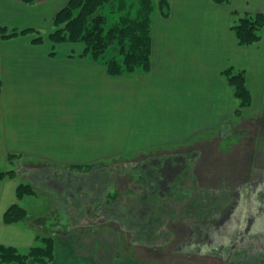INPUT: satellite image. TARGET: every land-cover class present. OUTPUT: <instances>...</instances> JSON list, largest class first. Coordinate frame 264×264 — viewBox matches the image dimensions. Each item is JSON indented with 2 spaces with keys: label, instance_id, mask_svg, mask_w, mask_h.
<instances>
[{
  "label": "crops",
  "instance_id": "obj_1",
  "mask_svg": "<svg viewBox=\"0 0 264 264\" xmlns=\"http://www.w3.org/2000/svg\"><path fill=\"white\" fill-rule=\"evenodd\" d=\"M168 1L170 13L167 17H162L157 8L152 14L151 64L147 72L138 70L110 76L104 65L81 55L84 49L81 43L63 42L79 44L77 55L71 53L72 49L67 55L52 53V49L48 50L51 44L61 43L50 42L46 34L41 43H33L31 33H18L6 38L0 36V170L7 168L6 156L9 153L20 155V162L31 155L54 159L56 155H43L42 145L85 143L81 134L84 131H76L67 123L84 128L85 120H81L79 115L81 110H89L85 97L89 103L91 73L105 82L113 78L120 87L125 83L129 87L133 85L136 89L131 92V97L135 101H138V96L150 94V112L156 110V104L164 99L169 107L166 108L168 117L173 111L179 114V118L186 116L187 122L200 124L191 127L190 134L203 132L209 127L216 128L220 124V114L233 115L238 109V100L222 75L223 69L232 67L235 71H243L255 99L253 81L254 85L260 84L261 73L264 72V29L256 43L241 46L231 26L245 13L264 12V0H229L226 4H216L211 0ZM67 2L35 0L32 4H25L21 0H0V26L45 29L48 32L52 17ZM60 77L64 81L70 77L68 83L61 79L62 85L76 88L80 97L82 95V103L79 100L66 106L53 96L45 101L40 97L43 93L50 96V89L59 86ZM152 116L150 113V123L153 124ZM103 156L100 154L83 160L104 159ZM61 157L59 160L69 165L78 164L72 161H80ZM21 181L19 171L14 177L0 180V244L25 252L40 243L38 234L49 232L55 242L54 259L48 264H142L134 246L129 247L130 254L119 253L113 239L121 241L123 238L120 235L118 239L106 237L111 232H74V225L70 226L71 230L43 231V214H26L21 221L4 223L6 209L14 203L25 208L24 201L30 197L17 198L16 188ZM90 228L96 229L94 226ZM145 262L186 264L150 259ZM27 264L37 263L28 260Z\"/></svg>",
  "mask_w": 264,
  "mask_h": 264
},
{
  "label": "rangeland",
  "instance_id": "obj_2",
  "mask_svg": "<svg viewBox=\"0 0 264 264\" xmlns=\"http://www.w3.org/2000/svg\"><path fill=\"white\" fill-rule=\"evenodd\" d=\"M54 29L51 23L48 32L45 29L39 31L35 28L37 31L29 33L32 38L39 34L43 37L46 34L47 37ZM51 45L50 48L49 46L45 47L49 48L48 50L52 49V53L54 51L57 55H67L71 49L73 51L71 53L77 55L79 50V44L76 43ZM110 47L115 54L114 43ZM94 75L91 73L89 103L88 97H85V105H89V110H81L79 115L81 120H85L84 128L67 123L70 127L76 128V131H84L81 134L85 137L83 139L85 143L42 145L43 155H56L57 158L45 159L31 155L26 160L21 159L20 164H16L18 168L16 165L7 163L6 169L16 168V173L19 171V177L22 179L20 183L31 182L36 190V195L30 196L24 201L28 216L43 214V231L71 230L73 228L70 229V226L74 225L76 226L74 232L94 231L107 234L111 232L110 235H106L108 238L120 235L124 238L121 240L124 248H126V243L136 247L142 264H145L148 259L163 263L178 261L186 264H225L226 262H228L227 264H238V262L240 264H259L264 259V216L255 224L251 223L253 227L250 238L251 247L247 239L237 238L241 237L243 223L236 224V232L232 233L230 223L224 222L219 234H217L218 231L214 233L211 230L209 231L210 238L200 240L195 225L192 224L196 223L194 218L186 219L185 217L184 219L182 217L176 220L174 217H177V213L183 214L184 206L189 203L190 197L201 193L215 196V203H224V200H228V196L233 193L237 194V200L240 199V201L235 206V214L241 213L244 208L251 213L260 203L258 198L259 195H262L260 190H252L250 192L251 200L244 202L247 193L243 184L259 181L258 175L256 176L255 173H264V127L257 128L250 124L251 120L254 121L264 113V72L261 73V78L258 76L260 84L254 85L255 81H253L252 90L256 97L252 98V102L254 103L255 100L256 102L242 110L243 118L236 114H220V124L216 128L209 127L203 132L195 134H190L192 131L189 130L200 124L187 122L185 121L186 116L183 117V120L181 117L179 118L177 112L173 111L168 117L164 99L160 100L162 103L156 104V110L150 112V94L138 96V101H135L131 97V92L135 88L133 85L129 87V84L125 83L124 87H120L113 78H109L107 84L102 79H96ZM61 79L64 81V78L60 77L59 86H53L52 90L50 89V96L43 93V96L40 95V97L45 101L53 96L58 100V103L66 106L73 105L79 100L82 103L80 92L72 86L62 85ZM69 79L70 77H66L64 82L68 83ZM150 113L153 115V124L150 123ZM75 114L78 115V112ZM100 154L105 158L83 160ZM61 156L71 160H80L72 161L78 164L97 162L99 167L88 173L86 170L71 169L69 163H62L59 160L62 158ZM157 160L164 163V182L162 183L164 188L159 183V177L156 176L154 169ZM144 162H148L147 169L152 172L156 182V184L152 182L155 186L152 191L166 190L164 195L160 194L161 199L157 198L153 202L149 198L151 191L146 189V191L140 192L133 189L136 188L134 186L128 187L130 181L126 180L124 176L116 181L120 189L124 188L119 191V195L123 198L117 200L127 209L126 205L133 199L130 210L134 217L138 211L134 209L140 206L143 208L145 204L148 208L153 203L161 205L164 202L162 218L155 222L154 234L150 236L149 241L142 239L145 236L147 238L145 233L141 237L136 236L135 229L132 228L133 225L129 224L130 220L128 219L130 218L124 216L118 218L122 211L120 205L115 208L117 213L111 218L102 208L94 210V215L86 211L87 208L95 205V201L101 205L103 203L101 201L107 198L108 192L113 190L111 187L104 188L102 186L106 179L108 181L109 173L113 176L114 173L121 172V167L126 169L127 167L140 166ZM122 163L125 165L122 166ZM183 165H186L187 174L181 180L180 185L182 186L179 187V192L174 189L175 187H172L169 191L174 189L175 192H172L171 198H167L165 195L169 191L166 187L172 181L171 179L175 178L176 174L182 170ZM261 179L262 177H260V181ZM157 187L160 189L158 190ZM150 196L152 197V195ZM180 196H183L182 200L177 198ZM73 201L84 205L79 213H76V208L71 206ZM211 201L213 202L214 199ZM223 205L227 209V201ZM171 210L176 211L172 218L167 214ZM148 211L150 212V208ZM91 226L96 229L90 228ZM238 231H240L239 235ZM224 237H228L227 240ZM228 240L230 246L234 241L235 247H247L245 252L248 253L250 259L246 262V260L241 261L234 258L233 252H229V247L225 244ZM113 241L116 242L115 239ZM197 241L200 246L195 243ZM191 242L194 243L190 246ZM222 243L226 249L221 248ZM179 247H182L183 251ZM205 247L210 249L204 251ZM148 251H150V256H148ZM252 254L254 255L252 256ZM262 264L264 263L262 262Z\"/></svg>",
  "mask_w": 264,
  "mask_h": 264
},
{
  "label": "trees",
  "instance_id": "obj_3",
  "mask_svg": "<svg viewBox=\"0 0 264 264\" xmlns=\"http://www.w3.org/2000/svg\"><path fill=\"white\" fill-rule=\"evenodd\" d=\"M21 1L25 4H32L35 0ZM211 1L216 4H226L229 2V0ZM156 8L162 17H167L170 13L168 0H68V2L52 17L51 23L55 29L51 31L47 37L52 43L78 42L83 44L84 49L81 55H87L92 60L104 65L110 76L129 74L138 70L147 72L151 64V21L152 14ZM231 28L239 45L248 46L254 44L260 39V31L264 29V13H245L238 17L236 23L233 24ZM32 31L37 30L32 28L16 29L0 26V36L2 38ZM31 41L33 43H41L43 41V36L39 34L37 37L32 38ZM113 43L115 54L110 47ZM222 75L234 90V94L238 100V109L234 114L240 116L242 110L249 107L252 102V95L246 84L245 73L243 71H235L232 67H228L222 70ZM19 158L20 155L9 153L6 156V161L10 165H16L20 162ZM156 164L157 165L154 166L156 176L161 179L163 178L164 163L157 160ZM124 165L125 163H122V166ZM69 167L75 170H86L88 173L92 169H97L99 165L96 162L89 164H71ZM147 167L148 162H144L143 166L127 167L126 169H124L125 167H121V176L117 179H122L124 176L126 180H129L130 177L137 179L139 187L133 189L140 192L146 191V189L149 192L151 191L152 193L150 195H152V197L149 195V198L155 202L154 200L157 198L161 199L159 195L161 193L164 195L166 190L157 192L152 191L155 187L152 182L155 184L156 182L153 179L152 172L149 171ZM15 175L16 168L0 170V180L11 178ZM111 175L109 173L107 177L111 178ZM179 177L180 175L176 177L174 182H170V184H181ZM110 182L111 181L108 180L107 184H110ZM159 183L162 186L163 182ZM150 184L153 185L152 188H150ZM180 184L179 187L182 186ZM107 187L112 188V186ZM179 187L175 188L177 192H179ZM130 188L132 187L130 186ZM112 189V191L108 192L107 198L101 201L103 202L101 205L95 201V205L87 208L86 211L94 215L95 209L102 208L107 216L111 218L112 215H116L117 212L115 208H118L120 205L122 206V211H120L121 215L118 218H122L123 216L130 218L128 219L130 220L129 224H131V226L133 225L132 228L135 229V233H138L140 237L145 234L147 237L152 235L153 228L156 224L155 222L162 218L164 202L161 205H155V203L151 204V207H148L150 208V212L148 211L147 204H145L143 208L140 206L141 208L138 207L134 209L138 210L136 212V217H134L130 210L133 199L126 205L127 209H125V207H123L124 205L117 200L123 198V196L121 197L119 195V191L124 190V188L114 189L113 187ZM157 189L159 190L160 188L157 187ZM175 190H168L169 192L168 194L166 193L165 196L171 198V194L175 192ZM28 195H36L34 186L31 182L20 183L16 188L17 198L20 199ZM177 198L182 200L183 196ZM173 199L175 198L173 197ZM211 199H214V201L212 202ZM226 201L227 200H224V203H215V196H210L209 193L197 194L196 196L190 197L189 203L184 206L185 210L183 214L177 213V218L181 219L183 217L185 219L186 217L187 219L191 217L195 220L201 219L203 220L202 227H211L214 219L205 221L204 217H216L219 211H226L223 205ZM71 206L76 208V213H79L84 208V205L78 203V201L72 202ZM173 213H176V211L171 210L167 214L172 218ZM26 214L27 210L24 207L14 203L4 212L3 221L6 224L15 223L23 220ZM145 214H147L146 218ZM37 236L40 243L30 247L25 252H19L13 246L0 244V264H27L28 260H33L37 264H48L52 262L54 259L55 242L53 234L44 232L42 235L38 234ZM143 239H147L146 236ZM233 255L234 258H238V260L241 261L246 260L247 262V260L250 259V256L239 248L235 249ZM253 255L254 254H252V256ZM227 263L228 262L225 264ZM238 264L240 263L238 262Z\"/></svg>",
  "mask_w": 264,
  "mask_h": 264
},
{
  "label": "flooded vegetation",
  "instance_id": "obj_4",
  "mask_svg": "<svg viewBox=\"0 0 264 264\" xmlns=\"http://www.w3.org/2000/svg\"><path fill=\"white\" fill-rule=\"evenodd\" d=\"M239 117L240 118L241 117L243 118V116H241V115ZM250 124L251 125H254V127H257V128L264 127V113L262 115L258 116L257 118H255L254 121L251 120ZM259 126H261V127H259ZM142 165H144V163ZM185 166L186 165H183L182 166L183 167L182 170H180V172L176 174L175 178L171 179L172 180L171 182H174V180L176 179V177L178 175H180L179 181L181 182V179L184 177V175L187 172V170L185 169ZM133 169H135V168H133ZM162 174H163V178L159 179V182H164V170H163V173ZM255 174H256V176L258 175L257 176V179L259 181H256L255 180V181H251V182H248V183L245 182L243 184L244 185L243 187L245 188V190H246L245 192L247 193V197L245 198L244 202L245 201L246 202H249L251 200L252 196H251L250 192L252 190H257V191L260 190V194H262V195H259V197H258L259 200H260V203H258V206L256 207V209H254L253 212L249 213V211L245 210V208H244V211H241V213L239 212V214H235L234 213V209H235V206L238 205L240 199L237 200L238 195L235 194V193H233L232 194L233 196L232 195L231 196H228V200H227L228 207H227L226 211H224V212H220L219 211V214L216 217H213V216H212V218L209 217V216H205L204 217L205 221H208L209 219H212V220L214 219L211 227H206V226L205 227H202L203 220H201V219L200 220H195L196 223L194 225H195V229L197 230L196 232H197L198 239L202 240V239L210 238L209 237V231H211V230H213L214 233H217V231H218L217 234H219V231L221 230V227H222V225H223L224 222H229L230 223V227L232 226V233L236 232L235 231L236 230V228H235V225L236 224H240L241 225L243 223L241 237H237V238L238 239H241V240L247 239L249 246L251 245L250 244V241H251L250 238H251L252 229H253V227L251 226V223L255 224L256 222L260 221L261 218H263V216H264V173H261L260 172V173H255ZM119 176H121L120 172L119 173L118 172L117 173H114L113 176H111V178L110 177L108 178V180L111 181L110 184H107V181H106L107 179H106L105 182H104L105 184L102 185V186H104V188H106L107 186H112V188L114 187V189L119 188L118 185L116 184V181H118L117 178ZM248 176H249V174H248ZM260 177H262L261 181H260ZM129 181H130V184H128V186L131 185V186H134V187H139V184H138V180L137 179H134V178L130 177L129 178ZM167 182H169V179H167ZM179 184L178 185H171V184L170 185H167L166 189L167 190H170L172 187L177 188V187H179ZM100 186H101V184H100ZM162 186L164 188V185L163 184H162ZM152 187H153V185L150 184V188H152ZM121 189H123V188H121ZM248 192H249V194H248ZM174 218L176 220L179 219L177 217H174ZM191 232H193V231H191ZM239 232L240 231H238V233H237L238 235L240 234ZM135 234H137L136 236L140 237L138 235V233H135ZM152 234H154V233H152ZM150 236L147 237V241H149ZM115 238L118 239L117 236ZM224 238L227 240L228 237H224ZM233 240H234V238H233ZM138 241H139V238H138ZM228 242H229V240L227 241V243H225L229 247V250L228 249L227 250L229 252L231 251V252L235 253V249H236L237 246L235 247L234 241H233V245H231V246L228 244ZM115 243H117V247H118L117 249H118L119 253L125 254V253H127L129 251L130 245L128 243H126L127 245H125L128 250L126 248H124V244L122 245L121 241H117L116 240ZM193 243L194 242H191L190 243V246L193 245ZM195 243L198 244V241L195 242ZM221 245H223V246H221V248L226 249L224 247V243H222ZM238 248L239 247H237V249ZM246 248L247 247L242 246L239 249H242L245 254H248V253L245 252V249ZM133 249H135V248L133 247ZM180 249L182 250L183 248L181 247ZM208 249H210V248L209 247H205V250L204 251H206ZM199 253H200V251H199ZM227 255H228V253H227ZM262 262L264 263V259L262 261H260L259 264H262Z\"/></svg>",
  "mask_w": 264,
  "mask_h": 264
}]
</instances>
